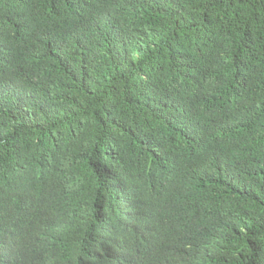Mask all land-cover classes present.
Masks as SVG:
<instances>
[{"label":"trees","instance_id":"obj_1","mask_svg":"<svg viewBox=\"0 0 264 264\" xmlns=\"http://www.w3.org/2000/svg\"><path fill=\"white\" fill-rule=\"evenodd\" d=\"M18 197L59 240L1 264L127 258L103 215L156 219L157 264H264V0H0V212Z\"/></svg>","mask_w":264,"mask_h":264},{"label":"clouds","instance_id":"obj_2","mask_svg":"<svg viewBox=\"0 0 264 264\" xmlns=\"http://www.w3.org/2000/svg\"><path fill=\"white\" fill-rule=\"evenodd\" d=\"M20 203H23V200L18 197L13 201V205L0 212V264L6 256L11 255L14 260L15 256L24 255L23 251L27 249L37 253L53 251L59 240L58 234L41 230L39 223L44 214V204L41 200L37 198L29 200L27 207L30 209V215L28 216L23 215L21 207L17 205ZM129 207L138 212L144 209V203L137 198V194H133L126 205L127 209ZM141 218L140 214L138 221H141ZM146 224L148 227L141 234L127 232L125 229H119L115 221L103 215L96 229L98 236L108 244L122 245L128 255L127 258L120 260L114 252L107 250L95 252L101 257L105 255V258L102 257L103 261L98 264H110L109 261L115 264H157V257L162 250L160 238L156 233L157 220L148 221ZM91 240L94 242L95 238L91 236ZM180 258V264L195 259L193 264H202L206 261L202 256V248L199 250L182 249Z\"/></svg>","mask_w":264,"mask_h":264}]
</instances>
